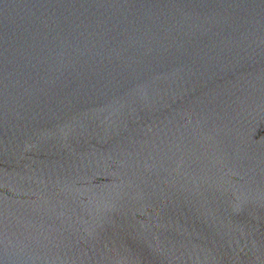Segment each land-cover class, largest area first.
Listing matches in <instances>:
<instances>
[{
  "label": "water",
  "instance_id": "95a60500",
  "mask_svg": "<svg viewBox=\"0 0 264 264\" xmlns=\"http://www.w3.org/2000/svg\"><path fill=\"white\" fill-rule=\"evenodd\" d=\"M0 264H264V0H0Z\"/></svg>",
  "mask_w": 264,
  "mask_h": 264
}]
</instances>
